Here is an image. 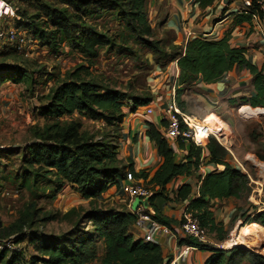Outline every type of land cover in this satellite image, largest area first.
<instances>
[{
	"label": "trees",
	"instance_id": "trees-1",
	"mask_svg": "<svg viewBox=\"0 0 264 264\" xmlns=\"http://www.w3.org/2000/svg\"><path fill=\"white\" fill-rule=\"evenodd\" d=\"M213 2L198 0L201 8ZM62 3L69 8L73 7L76 14L69 13L67 9L49 8L44 14L31 17L19 13L20 19L16 22L36 40L55 51L60 48L61 40L88 64L87 67L77 68L64 82L50 90L47 103L41 110L47 124L43 129H35L37 141L26 147L24 164L35 173L54 177L57 183L70 186L83 199L93 203L112 187L121 188V183L130 175L136 181L146 182L153 189L151 206L157 208L154 200L167 199L165 194L168 186L179 177L195 175L202 168L203 162V150L189 142L191 146L185 162L178 163L170 143L152 124H149L147 137L155 144L162 159L153 177L150 178L148 173H136L131 161L125 163L119 159V144L127 115L147 107L153 98L131 96L111 88L95 76L92 64L99 58L101 49L110 47L112 38L109 31L101 32L85 21L92 7H97L98 11L114 12L115 21L130 33L133 44L153 53L158 61H177V85L182 87L177 90L176 96L179 109L184 108L180 94L186 88L216 84L235 69L250 73L254 94L230 103L264 109V65L259 67L251 63L247 51L233 47L227 37L221 40L196 37L187 43L183 52V48L174 45L168 38H156L146 9V0H62ZM258 13L264 19V11ZM43 17L46 20L44 24L40 22ZM237 20L238 24L251 23V16L238 15ZM31 81L27 67L16 65L0 68V84L12 82L19 85ZM76 113L92 121L102 122L104 129L89 133L81 122L62 121ZM162 125L166 127L167 122L163 120ZM179 141L183 145L184 140ZM207 152V164L222 166L223 170H211L201 179L199 197L190 203L189 209L199 218L207 235L215 233L219 242H225L228 232L221 222L216 221L212 212L213 203L217 200L247 198L252 187L248 175L234 166L228 152L214 138H210ZM192 193V186L186 184L169 200L184 203L191 198ZM252 210L245 216L242 227L255 224L264 229V211L255 207ZM66 217L71 226L68 232L59 236L37 232L31 238L36 255L29 264H165L158 244L134 239L131 230L136 226L138 218L125 209L103 210L92 206L88 210H73ZM154 219L169 227L174 224L173 220L159 216H154ZM49 220H37V209L30 205L12 225L5 227L0 222V242H5L11 236H23L38 223ZM86 223L92 227L90 232L85 228ZM179 245L210 251L212 254L206 264H264V255L255 254L243 247L224 251L201 245L190 238L179 240ZM18 251L10 252L6 247L1 252L0 264H20L23 250Z\"/></svg>",
	"mask_w": 264,
	"mask_h": 264
},
{
	"label": "rangeland",
	"instance_id": "rangeland-1",
	"mask_svg": "<svg viewBox=\"0 0 264 264\" xmlns=\"http://www.w3.org/2000/svg\"><path fill=\"white\" fill-rule=\"evenodd\" d=\"M9 1L17 8V12L6 23L7 39L0 49V68L16 65L27 67L32 81L19 85L12 82L0 84V222L5 227L12 225L18 220L20 213L30 205L37 209V220L44 218L50 220L38 223L32 231H27L23 236H11L5 242H0V256L6 247L10 252L23 250L21 254L23 260H20V264H29L31 258L36 255L31 238L38 233L59 236L68 232L71 228L70 220L66 217L69 212L81 208L88 210L92 206L103 210L125 209L128 212L130 210L128 200L120 187H112L92 203L75 193L70 186L57 183L54 177L35 173L25 166L26 147L37 141L35 129H43L47 124L41 110L47 103L46 98L50 90L64 82L77 68L87 67L88 64L61 40L60 48L55 51L16 25L20 19L19 13L31 17L44 14L50 8L49 10L67 9L69 13L76 14L73 7L69 8L62 0ZM146 9L156 38H167L160 25L163 18H167L166 0H146ZM114 16V12L98 11L97 7H92L88 10V16L84 18L99 31H109L112 38L110 47L101 49L99 58L92 64L95 76L104 80L111 88L131 96H152L153 100H156L157 95L163 90L167 94L165 97L162 94L164 97L162 109H165L167 98H171V91L169 89L165 91L161 85L164 87L170 80V77L166 78L163 73L170 71L172 62L162 63L147 49L133 44L130 33L115 21ZM40 22L44 24L45 17ZM197 92L194 87L183 92V111L204 126H208L220 137L219 140L226 144L225 147L211 135V138L228 152L234 166L241 171L243 170L241 167L246 170L252 187L247 198L222 201L218 207L217 204H213L216 221L221 222L228 233L225 242H219L217 234L208 233V245L224 251L232 250L235 246L226 248L222 245L235 234L244 236L245 234H241L244 229L259 227L263 235H259L262 241L256 242L254 238L258 250L243 248L264 255V229L255 224L242 227L245 216L253 211V207L264 211V113L248 115L244 111L241 112V109L240 112L243 114L241 116L236 110L220 111L221 106L211 104L203 96L198 97ZM145 108H141L138 113L144 114ZM226 117H231L232 121ZM62 121L81 122L89 133L104 129L102 122L92 121L78 113ZM203 150L206 153L207 147L204 146ZM206 167L211 170H223L221 166L208 165L207 160H203L202 169ZM144 184L150 187L146 182ZM151 190L153 191L152 188ZM165 197L169 198V195ZM86 224L85 228L90 232L92 227L90 223ZM98 246L102 251L100 243Z\"/></svg>",
	"mask_w": 264,
	"mask_h": 264
},
{
	"label": "crops",
	"instance_id": "crops-1",
	"mask_svg": "<svg viewBox=\"0 0 264 264\" xmlns=\"http://www.w3.org/2000/svg\"><path fill=\"white\" fill-rule=\"evenodd\" d=\"M166 9L168 10L166 14L167 18H163L160 22L161 28H163L165 36L174 45L183 48V52L185 51L187 43L196 37L208 35L206 37L208 40H221L227 37L233 47L247 51V58L251 63L259 67L264 65V40L258 35V29L253 25L254 23H237L236 12L238 8L230 0H214L211 5L205 8L200 7L198 0H166ZM6 23L0 21V27H6ZM169 69L170 71L163 73V76L166 78L170 77V80L167 81L170 84L164 87L161 85V88L165 91L169 89L171 91L170 96L172 97L173 88H176V96L177 90L182 88L178 85L174 86L175 76L178 70L177 61L172 62ZM194 88L198 90V97L203 96L211 104L221 106L220 111L224 109L229 111L236 110L238 115L243 116L240 112L242 108L248 107L254 110L249 106L241 107L230 103L232 100L251 97L254 94L252 77L247 70L235 69L216 84L201 85ZM162 94H164V97L167 95L162 90V93L157 95V99H154V113L152 116L147 117L138 112L127 115L125 123L123 124L122 139L119 144V159L125 163L131 161L134 164V171L136 173H148L150 178L153 177L162 164V159L158 155L155 144L147 137L149 124L154 125L164 136V126L162 125L164 120V108L162 109L164 106V97ZM182 94H180L181 102L184 97ZM171 99L167 98L166 105L171 102ZM228 118L232 121L231 117ZM228 118L227 120H229ZM167 140L175 153L176 161L178 163L185 162V157L190 150V143L184 141L183 145H181L180 141ZM207 157L208 152L205 153V150H203L202 160H208ZM210 171L211 169L209 167L205 169L201 168L191 177H179L175 179L168 186L166 192L169 198L164 200L162 198H156L154 204L157 208L151 206L150 200L149 211L151 214L167 220H173L174 224H171L173 228L175 223L179 221L184 207H188L194 199L199 197L200 181ZM186 184L193 188L191 198L184 203L170 201L169 199L174 197V193ZM157 190L155 189V191ZM167 195L165 194V196ZM221 202L217 200L213 204H217L218 207ZM214 211L215 208L212 209L213 213H215ZM131 232L135 240H143L146 235V230H142L138 226H135ZM154 239V243L158 244L162 249L165 264H171L174 259L180 257L184 246L179 245V240L174 235L165 236L158 234ZM211 254L207 250L193 249L187 256L180 258L176 264H206Z\"/></svg>",
	"mask_w": 264,
	"mask_h": 264
},
{
	"label": "built area",
	"instance_id": "built-area-1",
	"mask_svg": "<svg viewBox=\"0 0 264 264\" xmlns=\"http://www.w3.org/2000/svg\"><path fill=\"white\" fill-rule=\"evenodd\" d=\"M230 2L237 5V16H251V23H254L253 25L258 29V35L264 40V19L258 13L259 11H264V0H230ZM16 12L17 8L11 1L0 0L1 22H8L15 16ZM207 36L203 35L202 37L206 38ZM6 39V27L2 26L0 27V49L5 44ZM178 77L179 69L175 76L174 86H177ZM171 98V102L164 109V120L167 122V126L164 127V137L172 141L184 140L186 142H192L196 147L201 149L204 146L206 147L211 136L207 144L204 145L202 143V130L199 121L179 109L176 103V88H173ZM153 102L145 108L144 115L147 117L152 116L154 113ZM241 168L247 174L246 170L243 167ZM121 191L128 200L130 212L138 218L136 227L138 226L140 229L146 230V235L143 238L144 242L154 243V237L161 234L165 236L174 235L178 240L190 238L196 240L201 245H208L207 232L201 227L199 218L189 209V206L184 207L180 214L178 224L172 228L154 219V216L149 211L153 191L142 180L136 181L129 175L127 180L121 183ZM193 249L199 250L198 248L184 246L180 257L174 259L171 264H176L180 258L187 256Z\"/></svg>",
	"mask_w": 264,
	"mask_h": 264
},
{
	"label": "bare ground",
	"instance_id": "bare-ground-1",
	"mask_svg": "<svg viewBox=\"0 0 264 264\" xmlns=\"http://www.w3.org/2000/svg\"><path fill=\"white\" fill-rule=\"evenodd\" d=\"M243 111L245 114H248V115H254L256 113L257 114L264 113V109H262V108H257V109L251 110L250 108L245 107V108H242L241 112H243ZM199 124H200V128L202 130L201 131V137L203 138L202 143L204 145L207 144V141L209 140L210 136L212 135V136H215L216 139L225 147L226 144H223L221 142V140H219L220 137L216 136L214 134V132H212V130L208 126H204L200 121H199ZM220 168L223 169L222 166ZM261 232L262 231L259 230V227H249V228L241 231V234H245L244 236H240L238 234H235L232 236V238L228 242L224 243L222 245V247L223 246H226V248H232L233 246H235V247H246V248H250L251 250L257 251L258 248L255 246L254 238H255L256 242L260 243L262 241V238H260L259 235L263 236ZM241 244H246L247 246H244ZM256 244H258V243H256Z\"/></svg>",
	"mask_w": 264,
	"mask_h": 264
},
{
	"label": "water",
	"instance_id": "water-1",
	"mask_svg": "<svg viewBox=\"0 0 264 264\" xmlns=\"http://www.w3.org/2000/svg\"><path fill=\"white\" fill-rule=\"evenodd\" d=\"M259 255H261V254H259ZM263 256V255H262Z\"/></svg>",
	"mask_w": 264,
	"mask_h": 264
}]
</instances>
